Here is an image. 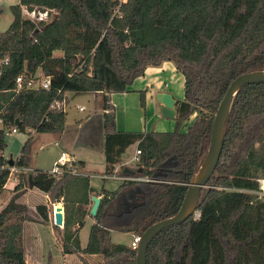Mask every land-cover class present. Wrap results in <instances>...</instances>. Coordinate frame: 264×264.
Wrapping results in <instances>:
<instances>
[{"label": "trees", "instance_id": "16d2710c", "mask_svg": "<svg viewBox=\"0 0 264 264\" xmlns=\"http://www.w3.org/2000/svg\"><path fill=\"white\" fill-rule=\"evenodd\" d=\"M22 6L48 9V20L25 18ZM10 9L12 21L0 32V152L6 125L61 132L66 113L49 109L52 100L66 92H101L105 174H114L125 149L137 142L138 165L117 173L150 180L124 179L113 190L96 191L100 202L82 248L78 233L94 189L87 176L72 173L77 163L56 175L16 173L13 194L0 209V264H27L22 244L27 207L19 201L27 189L62 202L63 224L54 229L63 253L101 257L91 264H135L136 249L113 243L110 233L141 236L179 209L208 150L214 114L228 85L242 73L264 70V0H18ZM70 29L83 32L79 42L71 40ZM165 61L184 77L176 128L118 130L112 94L128 91L147 66ZM38 71L49 77L48 89L15 92L19 74ZM139 94L143 107L144 92ZM192 114L187 130L179 131ZM29 141L16 166H29ZM7 163L1 156L0 190L9 178ZM259 179L264 180V81L244 85L232 99L218 162L197 197L199 217L192 213L159 231L148 244L146 264H264ZM36 210L46 222V204Z\"/></svg>", "mask_w": 264, "mask_h": 264}, {"label": "crops", "instance_id": "0c3cea01", "mask_svg": "<svg viewBox=\"0 0 264 264\" xmlns=\"http://www.w3.org/2000/svg\"><path fill=\"white\" fill-rule=\"evenodd\" d=\"M16 3L18 0L15 1ZM15 3V4H16ZM13 5V4H12ZM40 72V71H38ZM183 75L176 70L174 64L170 61L163 62L160 66H147L144 70V73L141 76H138L133 81L132 85L128 88L129 90L123 93H115L112 94L111 100L113 105L115 106L117 113V128L120 131H160L165 130L169 131L175 127L176 116L174 118H166L163 117L159 111V104L156 101V94L158 92H168L172 95L176 102L183 99ZM182 87V94H180V89ZM140 91L144 92V106L142 107L140 104ZM179 91V92H178ZM88 96L93 99V107L91 109V113L87 116L79 117L80 119H74V127L82 128L86 134L82 135V139L79 143L76 138L73 140L66 141L65 138H68V134L70 133L71 123L68 121V115L66 113V122L64 129L58 133H51L55 136V143L59 142V146L61 150H66L72 155V162L77 163L79 171L82 175L87 176L89 178V185L94 189L93 192L89 194L90 200L92 195H96V191H100L101 188L107 190L115 189L121 182L124 180V176L119 175L117 172L121 167H125L124 170L131 171L135 168L129 166L131 161H135L138 155H136L137 142L129 145L123 154L121 155L120 163L115 165L114 174L107 175L105 174V161H104V139H103V94L101 92H87ZM69 102L68 97L66 96L65 104ZM78 109V108H77ZM86 109L79 110V112H83ZM140 115H142V122H140ZM194 114L191 115L193 119ZM29 131V130H28ZM31 138V137H30ZM97 144H96V143ZM135 146V147H134ZM97 149L93 151H88L91 148ZM85 150H87L89 156L86 155ZM61 152V151H60ZM60 154V153H59ZM97 155V159L95 160L93 157ZM125 155L127 157L125 158ZM19 156V155H18ZM18 156L13 159L15 161ZM59 156V155H58ZM57 156V157H58ZM36 157V156H34ZM34 157L30 156L29 160V168L31 170H42L49 171L48 169H38L33 167ZM7 158V157H6ZM57 159V158H56ZM98 167L97 169H91L92 167ZM14 178L13 186L17 183V177L15 174L11 175ZM10 177V176H9ZM93 178L100 179V184L96 185L93 182ZM9 179V178H8ZM115 180L118 183L114 187H108L109 181ZM7 183V182H6ZM6 185V184H5ZM3 187L0 192L4 191L6 187ZM11 187V188H12ZM9 188V189H11ZM10 193V192H9ZM7 200L0 207L2 209L10 198L11 194H9ZM99 196L100 195H96ZM19 201L26 205L28 210H34L37 213L36 207L40 204H46L47 209V221L43 222L41 217L38 215V218L28 219L24 218L22 224V242L24 244V236L29 232V237H27L26 241L29 242V250L28 253L24 250L25 260L27 264H91L96 263L101 260V257L96 254H65L62 251V247L60 244V236L55 235L54 229V220H51V211L50 208L54 209L57 206L62 207V202L52 203L47 194L39 191L38 189H27L19 198ZM91 203L87 205V208L90 210ZM63 213V207H62ZM54 215V213H53ZM91 218V224L94 223V216L87 214L84 219V225L87 218ZM35 220V221H33ZM36 221L42 222L49 227L50 231H52V238L55 241L56 249L52 251L47 249V247L42 248L41 237L40 234L35 231V229H31V224H34ZM90 224V226H91ZM83 225V226H84ZM62 226V225H61ZM80 228L78 236L81 247H85L88 234L83 239L82 237V228ZM89 226V228H90ZM57 232V231H56ZM58 233V232H57ZM89 233V230H88ZM111 235V233H110ZM131 239L133 234L130 233ZM58 237V239H57ZM111 235V241L113 242ZM130 239V241H131ZM130 241L128 243H118L123 245H130ZM114 243V242H113ZM117 242H115L116 244ZM46 254V256H45Z\"/></svg>", "mask_w": 264, "mask_h": 264}, {"label": "rangeland", "instance_id": "374dc122", "mask_svg": "<svg viewBox=\"0 0 264 264\" xmlns=\"http://www.w3.org/2000/svg\"><path fill=\"white\" fill-rule=\"evenodd\" d=\"M16 0H0V32L5 31L11 21H12V12L10 9V6L12 4H15ZM82 31L79 30H75V29H70L69 31V36L71 38L72 41L74 42H79L82 38ZM55 55H60L61 53L59 51L54 53ZM135 80V79H134ZM133 83V82H132ZM131 83V85H132ZM129 85V87L131 86ZM128 87V88H129ZM179 92V91H178ZM180 94H182V87L180 89ZM65 95L68 97L69 102L67 103V105L65 106V111L67 112L68 115V121L71 123V127L70 129V133L68 134V138H65L66 141L68 140H73V138H76L77 143H79V141L82 139V135L86 134L84 132V130L82 128H75L74 127V119L79 117H83V116H87L88 114L91 113V109L93 107V99L88 96L86 93H80V94H74L73 92H66ZM66 102V101H65ZM79 106H84L85 107V111L83 112H79L78 111V107ZM91 108V109H90ZM142 115H140L139 119L140 122H142ZM115 118L117 121V113H116V109H115ZM193 121V119L191 118V116L185 120L182 121L181 124L179 125V131L181 132H185L187 130V127L191 124V122ZM117 123V122H116ZM176 128V121H175V127L172 128V130H174ZM29 130V131H28ZM169 130V131H172ZM160 131H165V130H160ZM28 137L30 138V145H29V151H30V156L34 157L33 160V167L38 168V169H52V167L54 166V162L56 161L57 156L59 155L60 151H61V147L59 146V142L55 143V136L51 133H41V132H36L34 129H27L25 131H17L15 133H11V134H7L5 135V148L2 151L3 155L5 157H7L8 159L11 157L12 159H15L19 153H20V148L23 145V143L27 140ZM96 143V142H95ZM97 144V143H96ZM135 147V146H134ZM91 148V147H90ZM97 149H93L91 148L88 151H93ZM85 153L87 156H89L87 150H85ZM93 157L95 160L97 159V155L91 156ZM127 157V155H125V158ZM139 163V158L137 157V159H135V161H131L129 163V166L131 167H136ZM94 168H98V167H92L91 169ZM13 182H14V178L12 176L9 177L5 187L6 189L2 192H0V207L3 205V203L7 200V198L9 197V194H13L12 189H13ZM93 182L94 184L98 185L100 184L101 180L97 179V178H93ZM109 186L108 187H114L118 181L115 180H111L109 181ZM259 184L261 189H264V180L259 179ZM12 187V188H11ZM11 188V189H9ZM11 194V195H12ZM27 207V206H26ZM51 211V220H54V209L50 208ZM25 217H27L28 219H35L38 218L37 213L34 210H28V208L26 209L25 212ZM35 221V220H33ZM91 224V218H87L85 225L83 226L81 232H82V237L83 239L87 236L88 234V230H89V226ZM31 229H35V231H37L40 234L41 237V244H42V248L47 247V249H50L51 252L55 251L56 246H55V241L52 238V231H50L49 227H46V225L42 222L36 221L34 224H31ZM55 235L58 236V233L56 231ZM111 235H112V239L113 242H117L118 243H128L131 239V235L130 233H123V232H116V231H111ZM27 237H29V232L25 234L24 236V244H23V248L24 250H26V252L28 253L29 250V242L26 241ZM58 239V237H57ZM53 253V252H52ZM46 256V254H45Z\"/></svg>", "mask_w": 264, "mask_h": 264}, {"label": "water", "instance_id": "95a60500", "mask_svg": "<svg viewBox=\"0 0 264 264\" xmlns=\"http://www.w3.org/2000/svg\"><path fill=\"white\" fill-rule=\"evenodd\" d=\"M36 31L37 28L29 34V37H32ZM260 81H264V70L242 73L230 82L214 114L206 155L203 158L198 171L194 174L191 183L188 184L179 209L173 216L155 222L142 233L136 248L135 264H146V250L148 244L159 231L165 227L186 220L192 213H194L199 191L206 185L218 162L222 148L225 124L232 99L236 92L244 85ZM156 101L159 104V111L163 117L174 118L176 116L175 100L170 93L158 92L156 94ZM15 122L18 125L20 124L18 119H16ZM8 164H13V159L11 157L8 159ZM91 200L92 205L89 213L90 215L95 216L100 202V197L92 195ZM54 224L59 226L63 224L61 206L54 208Z\"/></svg>", "mask_w": 264, "mask_h": 264}, {"label": "built area", "instance_id": "2783aa9c", "mask_svg": "<svg viewBox=\"0 0 264 264\" xmlns=\"http://www.w3.org/2000/svg\"><path fill=\"white\" fill-rule=\"evenodd\" d=\"M124 1V0H122ZM22 9V15L31 20V21H40V20H48V13L49 10L48 9H38L36 7L32 8V9H28L24 6L21 7ZM4 62H7V58H4ZM1 63V60H0ZM15 82H16V87H15V92L20 91L23 87H25L26 89H37V88H45L48 89L50 87V80L48 76L43 75L41 72H37L36 74H28V73H23V74H19L16 78H15ZM58 92H60L58 90ZM66 95L64 94L62 96L61 99L59 98H54L52 100V102L49 105V109H60V110H64L66 104ZM79 110H83L85 109L84 106H79L78 107ZM2 122V119L0 118V123ZM17 127L16 126H10V125H6L4 128V133L5 135L7 134H11V133H15L17 132ZM140 154V150L137 148L136 149V155ZM4 157L6 158L3 153L0 152V157ZM8 159V158H6ZM72 163V155L66 151V150H61L59 156L57 157L56 161L54 162V166L52 167V169H50L48 172L51 174H59L61 173V171L63 170V168H67L69 169V167L71 166ZM6 168L9 169V176L16 174L20 171H28L31 170L29 167H20V166H16L14 164L9 165L8 163L5 165ZM2 166V167H5ZM72 173L74 174H78L80 173L77 170H72ZM124 179H134V180H150L147 177H123ZM220 188V187H218ZM264 190V189H263ZM199 217V211L195 210L194 211V218H198ZM140 241V235L138 234H133L132 239L130 241V247L136 249L138 246V243Z\"/></svg>", "mask_w": 264, "mask_h": 264}]
</instances>
